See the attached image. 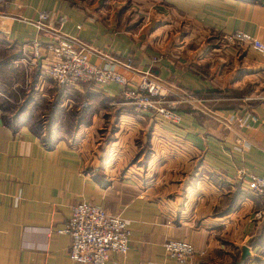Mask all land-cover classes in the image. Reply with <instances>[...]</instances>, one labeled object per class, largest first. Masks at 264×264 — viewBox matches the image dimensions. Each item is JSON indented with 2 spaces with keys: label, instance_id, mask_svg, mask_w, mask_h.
<instances>
[{
  "label": "crops",
  "instance_id": "crops-1",
  "mask_svg": "<svg viewBox=\"0 0 264 264\" xmlns=\"http://www.w3.org/2000/svg\"><path fill=\"white\" fill-rule=\"evenodd\" d=\"M131 2L117 12L79 0H20V6L12 0L0 7V62L17 47L15 82L22 79L12 87L16 98L0 93V264H81L68 257L69 236L56 232L81 202L126 222L129 250L108 264H230L239 262L243 247L250 252L245 264H264V199L237 179L239 171L264 173V52L224 40L243 31L264 46V0ZM41 11L61 18L65 34L92 48V64L115 60L114 69L134 84L150 73L180 124L124 105L118 122H101L95 113L91 122H60L86 96L85 87L110 107L124 89L56 85L46 62L23 50L35 39L46 41L23 21ZM131 13L143 19L136 28ZM127 62L133 71L122 66ZM53 107L60 112L48 149L47 119L37 124L33 112L43 119ZM245 112L258 121L245 119L248 128L230 121ZM169 241L190 243L203 255L177 262L164 250Z\"/></svg>",
  "mask_w": 264,
  "mask_h": 264
},
{
  "label": "built area",
  "instance_id": "built-area-1",
  "mask_svg": "<svg viewBox=\"0 0 264 264\" xmlns=\"http://www.w3.org/2000/svg\"><path fill=\"white\" fill-rule=\"evenodd\" d=\"M5 3L6 0H0V6ZM60 19L54 13L43 11L33 20H23L33 25L46 39L45 42L35 39L28 46H24L23 50H28L27 56L34 62H43L42 60L46 62L47 76L56 85L74 88L90 83L95 88H102L110 83L118 84L125 88L124 95L136 110L153 111L165 122L180 124L179 114L171 105L164 102L161 86L157 80L152 79L150 73L142 74L141 80L134 85L114 69L116 61L109 59L101 66L92 64L90 61L92 48L79 38L65 34L58 26ZM224 40L231 46H247L259 53L264 52V46L260 41L243 31H235L224 37ZM122 66L132 70L129 65ZM244 114L233 115L230 121L242 124L246 128L249 122L258 121L257 116ZM244 181L248 190L264 198V173L248 174ZM56 232L69 236L71 246L68 257L74 263L108 264L112 255L124 256L129 250V231L126 222L118 216L106 215L102 206L89 202L73 206L67 222ZM164 250L169 258L180 263L203 255V252H198L192 244L181 241L167 242L164 244Z\"/></svg>",
  "mask_w": 264,
  "mask_h": 264
},
{
  "label": "rangeland",
  "instance_id": "rangeland-1",
  "mask_svg": "<svg viewBox=\"0 0 264 264\" xmlns=\"http://www.w3.org/2000/svg\"><path fill=\"white\" fill-rule=\"evenodd\" d=\"M11 1L12 0H6V3L5 4H2V5H6L8 2L10 3ZM13 1L15 2V0H13ZM18 1H19V6H20V0H18ZM79 2L80 3H78V4L80 6H83V7H85V6H87V7L88 6L89 7H92V6L93 7H107L108 6V7H110V10H113L114 12H117L120 8L122 10H124V9H130L131 8V5H132L131 0H79ZM2 5L0 7H5V6H2ZM161 5H164V4L161 3ZM117 8H118V10H117ZM41 12H43V11H41ZM134 15H135L134 13H131L130 14V18L133 20V22H135V25H133L132 28H136L137 25L139 26L142 23V20H143L142 17H141V15H135V16ZM60 21H62V19H60ZM58 26H60V28H61V25L60 24H58ZM116 63H117V61H116ZM123 65H129L130 67H132V65L130 63H128V62L126 64H123ZM136 73H138V72H136ZM20 78L17 80L18 83L15 82V83H17V84L14 85L15 88L18 87V85H20L22 83V81H21L22 79H20ZM132 83L134 84V82H132ZM87 84H90V83H87ZM110 84H113V83H110ZM116 85H118V84H116ZM122 88L125 90L124 87H122ZM262 98H264V96ZM262 98H261V100H262ZM0 100L3 101L4 99L1 98ZM262 101H264V100H262ZM74 103L75 104H73V106L68 111H65L64 110L63 113H62V115L60 114L61 116L59 117L60 122H62L63 124H67V126L70 125V124H72L73 122H91L90 119L92 118L91 116L94 113L97 114L99 117H101V122H118L117 120H118V118L120 116V113H121L120 110H119V107L122 106V105L128 106L129 108H131L132 112H134L136 114H141V113L142 114H146V113H149L154 118H156L157 120H159V121L161 120V118H159V116H156L153 111L143 112V111L136 110L135 106L131 104L130 100L127 99L125 95L121 99V101L118 102V104H115L112 107H110V103L111 102L109 100L103 98L102 96H95V98H89V100L83 98V99H79V100L75 101ZM76 104H77V106H76ZM166 104H168V103H166ZM19 105H21V103L16 104L15 105V108L17 106L19 107ZM164 106L166 107V105H164ZM173 109L175 110V108H173ZM33 113H34V118H33L34 120H33V122H35V121L36 122H39L37 124H43L44 120H46V119H47V122L46 123H49L48 122V119H51V115L49 114V111H47V110L44 111L45 117L43 119L40 117L41 114H38V111H34ZM250 114H252V113H250ZM253 115H255V114H253ZM81 119H82V121H81ZM161 121H163V120H161ZM163 122H165V121H163ZM167 123H169V122H167ZM235 123H237V122H235ZM47 128L48 127H47V124H46V130H47ZM239 173H241L240 176H239ZM248 174H251V173H244V172H241V171L237 172V179H238V181L239 182H243L244 185H245V181L244 180H245L246 175H248ZM245 190H247L248 192L254 193V192L248 190L246 188V186H245ZM254 194H256V193H254ZM257 196H260V195H257ZM260 197H262V196H260ZM232 263H233V261L230 264H232ZM237 264H238V261H237Z\"/></svg>",
  "mask_w": 264,
  "mask_h": 264
},
{
  "label": "trees",
  "instance_id": "trees-1",
  "mask_svg": "<svg viewBox=\"0 0 264 264\" xmlns=\"http://www.w3.org/2000/svg\"><path fill=\"white\" fill-rule=\"evenodd\" d=\"M15 49L13 50V48H11L12 51H10V55L2 62H0V93L3 95H6L7 97H13L16 98L17 96L15 95L16 92L13 90V84L15 82V80L17 79V76H20V72H18V70L16 68H14V61L20 56V52L18 51L17 47H14ZM17 49V50H16ZM86 91L85 94L86 96L84 97V99H88L89 98H95L96 95H93V93L89 92L88 87H85ZM22 108L20 109V112L26 108L27 106V102L22 104ZM57 112H60V110L57 109V107H53L49 109V114L51 115V119H48V126L49 129L47 131V135H46V139L43 140L44 144H46V147L48 149H51L53 147V142L51 140L52 135L56 132V128H51L50 129V124L51 126L54 124L53 122H55V120L57 119L56 114ZM51 120V121H50ZM82 121V119H81ZM50 137V139H49ZM242 188V186H240ZM241 188H239L238 192H236V196H235V200L234 202H238V199L240 197V194L243 191L241 190ZM243 189V188H242ZM240 191V192H239ZM236 205L233 206L231 208V210L235 209ZM255 244V242H253ZM255 258H257V256H255ZM232 264H237V260L234 259Z\"/></svg>",
  "mask_w": 264,
  "mask_h": 264
},
{
  "label": "water",
  "instance_id": "water-1",
  "mask_svg": "<svg viewBox=\"0 0 264 264\" xmlns=\"http://www.w3.org/2000/svg\"><path fill=\"white\" fill-rule=\"evenodd\" d=\"M250 256V252L247 247L242 248V254L238 264H245L246 259Z\"/></svg>",
  "mask_w": 264,
  "mask_h": 264
}]
</instances>
